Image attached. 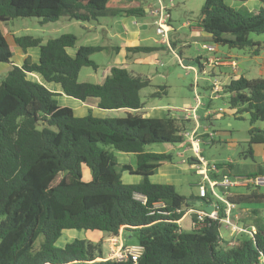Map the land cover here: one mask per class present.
<instances>
[{
	"label": "trees",
	"instance_id": "obj_1",
	"mask_svg": "<svg viewBox=\"0 0 264 264\" xmlns=\"http://www.w3.org/2000/svg\"><path fill=\"white\" fill-rule=\"evenodd\" d=\"M151 1L149 9L155 4ZM256 1L264 6V0ZM123 15L137 20L145 13L141 6L117 5L113 0H0V63H8L12 57L1 25L13 19L37 18L39 25L61 19L99 24L101 19ZM197 25L215 47L242 51L250 57L264 51V9L235 11L223 0H203ZM251 35L263 36L262 43L253 41ZM76 42L71 34L45 41L12 36V44L23 51L37 48L39 58L37 63L25 60L19 67H10L0 80V264H262V227L247 225L254 231L245 228L229 247L219 235V221H207L189 232L181 230L177 221L185 211L203 206L193 196H181L172 185L151 183L149 178L160 164L171 162L172 157L144 148L153 144L186 146L189 143L183 132L189 119L184 111L180 116L168 112L164 118L140 114L139 92L150 80L122 67H112L101 84L79 82L83 68L98 69L92 55L119 48L100 44L76 48ZM168 44L162 46L172 48ZM75 48L70 56L68 50ZM156 50L125 48L127 54L149 55ZM177 56L183 59L181 52ZM192 62L203 70L200 58ZM29 73L59 85L67 97L81 103L94 99L98 109L124 110L125 116L96 118L88 113L77 117L57 103L55 94L27 79ZM234 76L220 87V94L235 118L248 116L247 150L242 155L253 160V146L264 149V126L255 127L264 125V79ZM164 93L160 88L151 96ZM99 145L133 155L135 168L118 164ZM82 167L89 170L88 181L82 179ZM123 172L139 176L140 181L123 183ZM263 176L261 167L247 178ZM247 188L225 200L235 207L264 204V194L255 190L254 183ZM204 199L210 200L208 191ZM218 206L222 218L224 204ZM68 230L102 232L108 238L134 236L142 254L136 263L128 257L106 258L99 244L78 239L56 248L55 242ZM39 237L41 242L35 247Z\"/></svg>",
	"mask_w": 264,
	"mask_h": 264
},
{
	"label": "rangeland",
	"instance_id": "obj_2",
	"mask_svg": "<svg viewBox=\"0 0 264 264\" xmlns=\"http://www.w3.org/2000/svg\"><path fill=\"white\" fill-rule=\"evenodd\" d=\"M162 1L166 5L170 3L173 5L170 9V31L166 33L167 40L169 38L168 34H170V41L173 43L172 48H165L161 44H154L151 40L149 44L153 46V48H157V50L148 56L149 60L144 62L136 60L137 58H143L145 56L142 54L136 55L135 60H128L124 59L121 55H115L113 51L96 53L91 56V60L98 65V69L93 71L90 68H83L78 75L79 80L92 84H101L107 72L112 67H122L133 75L142 76L150 80V85L139 92V97L143 105L142 109L139 110L140 114L151 118H164L168 112L172 116H180V112L186 111L184 115H188L187 118L189 119V123L186 124L185 131H191L195 126L197 134L202 140L199 144L198 154H195L190 148L184 147V145L153 144L144 148L145 152L170 154L172 157V165L179 166L183 159L198 156L208 164L209 168L218 172L219 175L226 174L224 171L230 169L231 175L235 177L239 174L237 172L238 167H240L242 171L240 175H244L243 168L245 169V167H247V170L250 172L256 170L259 166L264 169V156L257 148H254L253 160L242 155V152L247 150V131L250 128L248 116L242 114L241 119L234 117L233 113L228 109V105L219 97L220 86L216 92L218 96L214 98H210V93L207 92L206 89L208 88L206 79H213L212 77L219 76V73H222V76L233 73L231 63L237 65L240 63L241 68L245 70H241V73L247 78H261L259 74L261 60L250 58L245 52L228 50L225 47L219 46L217 47V56L222 57L230 53L231 58L228 61L231 62L230 65L220 67L214 64H207L206 61L210 57H214L215 53L207 52L203 50L201 46L204 44H213L206 40H202L198 33L190 35L191 33L189 31V27H195L199 20L203 0ZM108 20L110 19H101L99 21L100 23L96 24L61 19L57 22L39 25L37 18H17L9 21L7 25H4L3 31L10 45L13 44L11 36H8V34H13L14 37H39L44 41L49 38H57L63 34H71L77 38L75 47H79L83 45L86 38L92 37L94 34H98L101 37V34H103L104 22ZM142 20L148 23L154 22V18L150 19L147 15L141 20L137 19V22ZM153 28L155 30L154 25L149 28L147 34H151ZM250 37L253 41H259L261 43L263 41V36L251 35ZM155 39L159 40L160 37ZM185 44L188 46H185ZM179 51L183 53L182 58L184 57L181 61L177 56ZM234 55L240 57L239 63L234 61ZM261 56H263V54ZM153 57L156 59H153ZM197 58H200V63L203 65V70L201 72L192 62ZM160 88L164 89L165 93L152 97L151 95ZM204 94L206 96H203ZM55 100L58 104L63 103L59 98H55ZM208 104L209 106L207 109L212 113L209 120H196V117H205L203 107ZM67 105L71 107L68 102ZM123 111H113V113L107 114V117H124L125 113ZM263 126V123H257L255 125L257 128H263ZM202 132L211 134V138H206L205 136L202 138ZM99 146L112 153L119 164L127 163L126 161H130L134 157L130 154L117 152L111 146ZM227 166L229 167L227 168ZM81 174L83 181H88L90 179V173L87 168L82 167ZM138 177L139 176L136 178L130 176L127 172L121 173V180L126 184L133 180L138 181ZM235 179L241 182V178ZM149 181H151L150 178ZM257 182L258 185H256L257 188L255 190L264 194V176ZM199 183V177L191 171L182 177L181 185L175 187V190L184 198H188L191 194L194 195L196 193ZM248 188L247 185L243 187L240 186V188H231L230 192L243 194ZM243 209H249V211L241 214V225L247 226L249 224H254L264 229V204H242L238 206L237 210ZM230 219L232 220L231 217ZM185 231L189 232L191 230L188 229ZM229 233L230 231L225 230L221 225L219 235L226 243H228L230 239ZM107 238L108 237L102 232L68 230L62 232L55 242V247L62 248L65 244L72 242L74 239L85 240L93 244H99L106 258L120 259V252L115 251L117 246H115V244L112 245V239L114 238ZM119 238L122 239L121 241L123 243L128 244V246L136 244V237L134 236H129L127 238L119 236ZM41 239L42 238L39 237L36 240L35 247L39 245Z\"/></svg>",
	"mask_w": 264,
	"mask_h": 264
},
{
	"label": "crops",
	"instance_id": "obj_3",
	"mask_svg": "<svg viewBox=\"0 0 264 264\" xmlns=\"http://www.w3.org/2000/svg\"><path fill=\"white\" fill-rule=\"evenodd\" d=\"M113 2L117 5L126 4L127 6H132V7L141 6L144 9V13H145L144 16L147 15L150 19H153V17L150 16L149 12H148L149 7L152 4L150 2V0H113ZM223 2L228 7H230L231 9H233L235 11L255 12V11H258L260 9H264V6L256 0H223ZM141 19H138V20H141ZM169 22L171 23L170 11H169ZM8 23L9 22H6V23L1 25V30H2L4 35H5V33L3 31V27H4V25H7ZM153 25H154V22L148 23L145 20L137 22V20L134 19L133 17H125L123 15L121 18H115V19H110L108 21H105L104 25H103L104 28L102 27L103 28V31H102L103 34H101V37L98 34H94V36L86 38L84 40L83 45H81V46H94V45H98V44L103 45V46H107L109 48L116 46L119 48L118 51H115L112 49H108L107 51H113V53L115 55H117V56L121 55L124 59L135 60L136 55H138V54H129V53L127 54L125 51V48H127V47H138V46L153 47L149 43L151 40L153 42V40L155 38H157L156 35L154 34V32H155L154 28H153V30H152L153 32H151V34H147V32L149 31V28ZM189 31L191 33L190 35L198 33L202 40L207 41V39H208L207 35L202 32V30L200 29V27L197 24L195 27L194 26L192 28L189 27ZM168 35H169L168 41L170 42L171 46H173L172 41H170V34H168ZM8 36H11V40H12L13 34H8ZM10 46L12 49V57L8 63H0V80L4 78L6 72L12 66L19 67L24 63L25 60H29L31 63H37L38 62L39 50L37 48H29V49H26L25 51H23L15 45H10ZM185 46H188V45L185 44ZM76 48H78V47H76ZM76 48L68 50V54L70 56H73L75 51H76ZM214 53H215L214 58L218 59V64H215L216 66L221 67V66L230 65L231 62H228L231 58L230 53H227V54L223 55L222 57H220V56L218 57L217 56L218 55L217 47H216V50ZM181 54L183 56L182 52H181ZM262 54H263V56H261ZM142 55H145V54H142ZM149 55H147V56L145 55L143 58H137L136 60H140L141 62L147 61V60H149V57H148ZM233 57H234V61H236L238 63L240 62L239 56L234 55ZM252 58H255L256 60H258V59L261 60V62H260L261 69H260L259 74H260L261 78L264 79V51H261L258 56L252 57ZM153 59H156V58L153 57ZM231 64H234V63H231ZM234 65L237 67L236 72L228 74L227 76H224V75L222 76V73H219L218 74L219 76H213L212 77L213 79H211V78L206 79V81L208 82V85H207L208 88H206V89H207V92L210 93V98L211 97L214 98V97L218 96L215 94L214 89L218 88L219 86L220 87L223 86L227 82L228 78L231 75H235L234 77L244 76L245 78H247L243 73H241V70L242 71H245V70H243L241 68L240 63H239V65H237V64H234ZM108 73H109V71L107 72L106 76L108 75ZM27 79L44 86L51 93L55 94L56 98H59L63 102V103H60L59 105L63 106V107L70 108L73 111L74 115L77 117H83V116H86L88 113H90L93 117H96V118H106L107 114L113 113V111H104V110L98 109L96 107L97 102L94 99H90L85 103H81L75 99L72 100V98H70V97L67 98V96H65L62 93V90H61L59 85L53 84V83H46L41 78V76L38 75L37 73L27 74ZM247 79H249V78H247ZM78 81L79 82H86V81H80L79 77H78ZM203 96H206V95L204 94ZM219 97L220 98L222 97L221 94L219 95ZM67 102H68V104H70L71 107H69L67 105ZM208 106H209V104L203 107L205 117H203V118L202 117H196V120H201V119L209 120L212 113L207 109ZM120 111L121 110H118L115 112H120ZM123 112L125 113V111H123ZM76 114H78V115H76ZM187 116L188 115H186V118H187ZM146 117H148V116H146ZM193 128L195 129L196 127L194 126ZM201 135H202L201 136L202 138H203V136H205L206 138L207 137L211 138V134H207V132H202ZM184 147L190 148L189 144H187ZM254 148H257L258 151H261V153H263V156H264L263 147L256 145V146H253V157H254ZM189 158H196V157L193 156V157H189ZM189 158L183 159L180 162L181 164L179 166L172 165L171 162L161 163L158 170L156 171V173L150 177V179H151L150 182L154 183V184H167V185H172L173 187H177V186L181 185L182 177L191 171H193V173L199 177L200 181L202 179L201 174L205 171L207 172L206 175H208V177L212 180H221L223 177L227 176V177L234 178V179L235 178H241V181H243L245 179L251 180L252 183L254 182L255 185H258L257 181H259V179L263 178V177H257L254 180H252L251 178H247L250 174H253V173L260 171L261 166H259L256 170L251 171V172L248 171L247 167L244 166L245 167V169L243 168V172H244L243 174L244 175H240V172H242V171L240 170V167H238L237 172L239 174L234 177L231 175L230 169L229 170L227 169L224 171V173H226V174L219 175L218 172L209 171L206 167L199 165L197 158H196L197 161H193V162H191V164H189L187 161ZM126 162L127 163H122L121 165H129L132 169L135 168L136 160L134 157L130 161H126ZM128 175L133 176L135 178L137 177L136 175H131V174H128ZM137 179H138V181L133 180L127 184H137L140 181L139 177ZM237 187L240 188V186H237ZM237 187H235V188H237ZM241 187H243V186H241ZM232 189H234V188H232ZM237 194H239V193H233V192H230V190H229L228 196H233V195H237ZM190 196H193L196 199L195 200V202H196L197 199L199 198L198 197V191L196 190V193L194 195L191 194ZM234 208L238 209V207L234 206L231 209H229V213H228L230 215V217L232 218V222L240 228H247L249 230L250 229L254 230V227H252V226L246 227V226L240 224L241 214L245 213L246 211H249V209L237 210ZM226 210H227V207L224 205V208H223L224 215L227 214ZM234 220H235V222H234ZM179 227L183 231L188 230V229L192 230V229H198L199 224L194 222L192 215H190L188 213L186 214V211H185L184 215L180 219ZM223 228L225 230L229 231L228 229H226L225 226H223ZM237 235L238 234L232 235L231 233H229L230 239H229V242L227 243V246H231L232 242L234 241V239ZM119 236L124 238V236L122 234H119ZM119 236L115 238L116 243L119 246H128V244H125L121 241L122 239L119 238ZM118 239H119V242H118Z\"/></svg>",
	"mask_w": 264,
	"mask_h": 264
},
{
	"label": "built area",
	"instance_id": "obj_4",
	"mask_svg": "<svg viewBox=\"0 0 264 264\" xmlns=\"http://www.w3.org/2000/svg\"><path fill=\"white\" fill-rule=\"evenodd\" d=\"M173 7L170 3L168 5L164 4L162 0H155V4L148 10L149 15L154 18L155 25V35L160 37L159 40L154 39L153 43L161 44L165 46H169L167 40V32L170 31L169 26V11ZM201 48L206 50L207 52L214 53L215 47L213 45H202ZM180 60V59H179ZM181 61V60H180ZM207 64H218V59L214 57H210L207 61ZM233 72L237 71V67L234 64H231ZM218 88L214 89L216 94ZM217 95V94H216ZM186 112V111H184ZM183 137L188 141L190 149L194 151L195 154L199 153V144L201 143V138L197 134V129H193L191 131H184ZM199 165L206 167L209 171H213L212 168H209L208 164L201 158L196 156ZM206 171L203 172L202 179L198 184V197L204 199L207 191L210 194V200H206L207 206L213 209L212 212H207L203 208H188L186 210V214L192 215L195 217L196 223L199 224V227L203 226L207 221H219L222 226H225L226 229L230 231L232 235L239 234L242 232H246L245 228H240L236 224L232 222L230 219L229 209L234 207L233 205L227 203L225 197L228 196L229 190L231 188H235L237 186H246L248 183H252L251 180H243L238 182L236 179H232L230 177H223L221 180H212L206 175ZM254 183V182H253ZM255 184V183H254ZM218 203H223L227 207V214L224 217L219 218L218 216ZM202 206V205H201ZM180 220L177 221L179 225ZM254 231L253 229H250ZM115 244L117 252H120L119 258L122 259L124 257H128L133 263H136L142 254V248L139 245H131V246H119L116 243L115 238L112 240V245ZM233 244V242H232ZM231 244V246H232ZM118 259V260H120ZM262 264H264V259L262 260Z\"/></svg>",
	"mask_w": 264,
	"mask_h": 264
},
{
	"label": "water",
	"instance_id": "obj_5",
	"mask_svg": "<svg viewBox=\"0 0 264 264\" xmlns=\"http://www.w3.org/2000/svg\"><path fill=\"white\" fill-rule=\"evenodd\" d=\"M195 203L202 205L203 209L205 211H207V212H212L213 211V209L211 207L207 206V202L204 199H202V198H198Z\"/></svg>",
	"mask_w": 264,
	"mask_h": 264
}]
</instances>
